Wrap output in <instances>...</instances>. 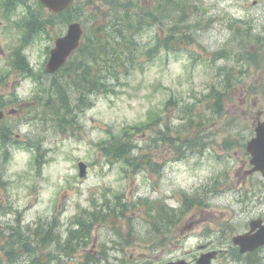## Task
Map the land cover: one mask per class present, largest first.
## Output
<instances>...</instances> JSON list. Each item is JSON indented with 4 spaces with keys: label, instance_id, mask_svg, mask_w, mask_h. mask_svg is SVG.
Instances as JSON below:
<instances>
[{
    "label": "rangeland",
    "instance_id": "obj_1",
    "mask_svg": "<svg viewBox=\"0 0 264 264\" xmlns=\"http://www.w3.org/2000/svg\"><path fill=\"white\" fill-rule=\"evenodd\" d=\"M164 1L162 30L149 26L126 50H141V65L127 53V67L110 60L114 74L101 72L93 85L101 82L100 89L85 95L67 78L76 58L59 75L45 72L53 39L67 30L61 17L52 19L31 0L26 9L45 29L23 47L15 19L0 16V93L20 110L11 118L12 138L19 139L0 142V246L20 256L12 259L1 248L0 264H26L27 246L48 264H157L193 259L184 253L199 254V244L232 248L213 264H244L230 241L246 230L252 213L264 212V178L247 174L246 154L253 120L264 111V95H258L264 88V0H184L188 8L183 0ZM138 2L139 8L160 4ZM107 7L95 0L78 13L84 40L103 23ZM95 8L92 18L86 11ZM185 14L190 27L176 38L185 32L190 38L148 55L154 33L168 38L172 16ZM26 25L25 17L20 29ZM22 53L29 71L15 63ZM63 79L69 121L60 120L67 112L56 107L62 102L55 82ZM218 93L220 106L213 97ZM125 134L131 144L122 146L131 154L118 155L110 145L122 144ZM81 161L87 164L83 178ZM80 221L91 223L89 237ZM75 228L84 231L82 246L70 240Z\"/></svg>",
    "mask_w": 264,
    "mask_h": 264
},
{
    "label": "trees",
    "instance_id": "obj_2",
    "mask_svg": "<svg viewBox=\"0 0 264 264\" xmlns=\"http://www.w3.org/2000/svg\"><path fill=\"white\" fill-rule=\"evenodd\" d=\"M104 1L106 2V5L111 8V10L103 14V16H105L103 23L101 22L97 24L98 26L93 27L89 41H87V39L83 41V44L74 56V58H76L75 64L70 66L67 71V78L72 80L76 87H78L84 95L100 89L98 86H100L101 82L96 86L93 85L99 81L101 72L108 75L114 74L111 70L112 64H108L110 60H117V63H121L123 65L122 67L129 66L130 62L136 65H141L139 62L141 54H138L141 50L136 49V54L134 53V50L131 51V53L126 50L132 45H137L139 43V37H141L143 30H147L149 26L152 27L159 24L161 25L162 30V27L165 25L161 20H164L166 12L165 3L162 2L164 0H158L160 1V4L156 7L141 5V8L138 7L140 4L138 0H122L118 4L114 1ZM94 4L95 3L88 0H78L72 8L67 10L64 16H66L68 20L75 19L79 16L78 13L82 14L85 6ZM183 4L186 8L191 6L188 1L185 3L183 0ZM140 9L142 11H140ZM90 13L91 11H88V14ZM95 13H99L97 8L92 10L91 14L96 15ZM184 13H186V11H184ZM91 17L95 18V16ZM172 18L176 21L171 28L172 34L170 33L168 38H163L162 32L158 31L155 33L153 39L156 45L147 52L148 55H154L156 48L160 49L164 45L169 46L172 41L181 42L183 38H190V35L189 38H187V32L183 34L182 39L176 38L179 32H183L186 28L190 27V24L187 22L189 18L188 14H185L184 16H172ZM110 31L112 32L110 33ZM184 43L186 42L184 41ZM125 53H127L130 58V62L128 63H126L122 58ZM64 70L66 69L63 68L61 71ZM61 71H59L57 75H59ZM81 76L84 78L81 79ZM80 80L83 81L80 82ZM86 80H88V84L85 83ZM67 84L68 83L64 79L62 83H55L57 98L61 99L62 102L61 104L57 103L58 113L59 111L68 112V114L71 112V106L68 102ZM213 97L217 106H220L223 103L222 93H218ZM58 117L60 120L66 121L65 116L60 117L58 115ZM127 144H131L129 139L127 141L124 139L122 144L112 143L110 145V149H112V147L115 148L114 150L117 151L116 154L118 155L120 153H124V151L131 154L130 148L126 149V147L122 146Z\"/></svg>",
    "mask_w": 264,
    "mask_h": 264
},
{
    "label": "water",
    "instance_id": "obj_3",
    "mask_svg": "<svg viewBox=\"0 0 264 264\" xmlns=\"http://www.w3.org/2000/svg\"><path fill=\"white\" fill-rule=\"evenodd\" d=\"M50 10L59 13L71 6L74 0H39ZM83 35V28L81 23L73 22L69 25L68 32L65 36H62L56 40L55 47L51 50V56L47 63L46 71L49 73H56L61 67H63L68 58L71 56L79 45ZM3 114L0 112V118ZM248 150L253 154L251 160L255 164V170L263 169L264 167V123H260L257 127V136L248 144ZM81 176L86 173V165L80 163ZM247 235L239 236L235 238V242L239 243L245 250H253L258 246L264 244V230L259 231L254 237V240L248 242ZM211 255L202 260L201 264H210Z\"/></svg>",
    "mask_w": 264,
    "mask_h": 264
},
{
    "label": "flooded vegetation",
    "instance_id": "obj_4",
    "mask_svg": "<svg viewBox=\"0 0 264 264\" xmlns=\"http://www.w3.org/2000/svg\"><path fill=\"white\" fill-rule=\"evenodd\" d=\"M23 9L24 8H23L22 0H0V12H1L0 16H3V17H7V16H9V17L11 16L12 17V16H14L15 19H20V17L23 14ZM258 95H264V88H263L261 94H258ZM1 109L6 111L8 109V106L2 107ZM17 115H15V116H17ZM262 117H264V111L259 112L258 113V117L256 118V120H253L254 124L252 126V132H253L252 138L256 135V128H257L258 124L262 120H264V118H262ZM5 122H6L5 126L10 127V124H9L10 121L8 122L7 117H6ZM2 132L0 131V138H2L4 134H6V130L2 128ZM246 154L248 156H250V154L248 152H246ZM251 217H252L251 220L254 219V218H257V219L260 220V223L262 225H264V212L257 211V213H252ZM247 230H249V227L246 228L245 231L247 232ZM203 246H204V248L207 249L208 245H203ZM221 251L224 254L225 253H229L230 251H232V248H222ZM192 253L193 252H191V251L189 252V254H192ZM255 255L264 257V245L262 247H260L257 251H255L254 253L246 255V257L255 256ZM243 256L244 255H242V257ZM246 262H247V260H246Z\"/></svg>",
    "mask_w": 264,
    "mask_h": 264
}]
</instances>
